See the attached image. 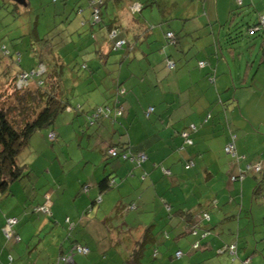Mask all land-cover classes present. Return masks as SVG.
<instances>
[{
  "label": "crops",
  "instance_id": "crops-1",
  "mask_svg": "<svg viewBox=\"0 0 264 264\" xmlns=\"http://www.w3.org/2000/svg\"><path fill=\"white\" fill-rule=\"evenodd\" d=\"M91 1L92 0H90V3ZM136 1L143 3L141 12L138 13L132 12L131 10L132 4ZM257 2V0H243V6H246L247 10H250V8L256 9ZM235 7H237L235 0H105L102 14L103 19L100 24H93L90 21V11L85 17L80 16L81 20L75 27L77 32L76 35L78 34L77 37L74 36V40L70 39L72 42L68 45L65 44V47L63 44L61 49L56 51V60L68 66L65 67L64 72L67 80L65 87L67 89V95H69V97L72 95L70 97L72 102L75 98L77 101L81 100L80 98L83 96H85L84 100H86V103L90 105L98 104L96 102L100 100H103L100 104L106 100L109 101L113 95V89L117 82L126 90L123 97L125 108L124 118H121L119 122L113 124L105 120V123L111 125L112 128V138L107 140V146L124 142L129 143V149L131 151L140 150L146 153V159L142 162L140 169L133 170L134 168L131 164L125 162L127 166H122L118 171L116 168L117 175H113L114 178L115 176H125L126 179H129L127 184H117L116 187H120V191L118 190L117 194L119 195L123 192V196L119 197L120 199L124 198L125 200L126 197L130 199V202L135 203L136 206L134 209L127 210L134 211L137 207H141L137 212L138 216L136 215L137 220H140L141 223L136 227L133 233L128 235V243L125 247L120 246L118 250L116 249L114 251L111 249L104 250V248L100 250L98 247L99 244L96 246V249H94L93 245L87 242L84 235L82 236V234L73 229L75 226L73 223V227L69 229L67 234L52 238L51 243L46 242L43 254L36 255L35 257L34 249L26 253V249L22 248L21 251H23V256L21 258L23 259H18V255L13 256L10 253L7 246L4 245V238L0 231V264H30L25 261L28 259L31 260L32 264H53L57 256L68 251L72 245L77 243L88 246L89 253L75 254L74 260L76 264H128L127 260L130 254L138 241H140L144 230L148 227L152 234H154V241L144 250L141 263L151 264L145 261V257L149 253L152 256L153 249L157 248L156 256L152 257L156 258L160 255L161 258L158 260L159 264H169L173 259L179 261L172 262L171 264H185L182 259L184 254L180 258H175L171 255L172 251H170V245L168 246V244H170L169 240L172 238V235L179 232L177 236L178 241L175 242L177 244L179 243V239L187 234L196 238L193 242H199L200 239L202 241L203 239L210 238V234H212L210 230H213L216 225L222 223H227L229 234L227 236L222 235V229L218 234L220 237H214L207 241L205 240V252L215 251L224 243L228 244L235 241L237 242L238 253H240V250L241 252L243 251V248L238 244L241 237L240 226L243 222L244 224H248L249 221L251 222L254 216L252 211L241 203H239V205L227 204L234 199L229 191H227L229 195L227 199H225L226 192L221 194V190L219 191L226 201L224 200L222 206L215 208V211L217 210L215 214L211 215L209 213V221H203L199 224L200 213L202 211L209 212L214 206L213 204L218 203L220 198L218 195H216L215 198H212L211 195H205V191L203 190L198 191V183L202 185L201 182H207L210 179L212 180L215 175H219L218 172L222 174L223 168L228 169L227 166H223L226 163L224 161L225 156H223L222 153L224 152V144H226L232 136L237 139L240 133L241 139L239 144L236 145L238 154L242 151L241 148H247L244 147V144L248 145L253 138L248 121L240 116L242 111L237 109V106L240 100L245 99L249 101L252 95L257 92L254 90L252 92L248 91L250 92L249 95H246V93L238 94L236 91L231 93L230 82H232L233 85V77H231V79L219 78L217 86V78H209L211 66L215 64L216 67L217 60H219L215 49L223 51L220 38H223L222 35L225 27L223 28L222 25L225 24L229 12ZM144 8H148V10L142 12ZM140 14L142 16H140ZM261 14L264 15L263 13ZM154 18H156L158 23L168 26L159 38H162L164 35L166 41L165 34L168 31H172L177 36V44L174 46L179 52L183 53L184 57V60H181L184 62V67L181 66V69L179 68L180 70L178 71H176L175 68L169 70L164 64V58L166 56L175 60L168 47H164V52L161 51L160 54H151L155 52L157 48H159V50L161 48L153 44L155 40H151L153 27L149 28V25L151 24L150 20ZM67 20H69V18H67ZM170 21H174L178 27L170 25ZM96 26L99 35H101L100 42L98 43V34H91V38L95 39L96 43L92 45L84 43V37L87 36L89 32L93 33ZM111 28L117 30L114 39H125L127 44L135 43L132 51L128 50L127 44L123 49L116 52L111 50L112 40L109 38L110 34L108 33V30ZM173 28H176L178 31H174ZM181 35L190 36L189 40L191 42L189 44L182 43L180 41ZM129 46L131 47V44ZM115 53L120 55L113 56L112 54ZM78 55L81 56L83 59L82 62H84L88 68L77 77L73 72V68L71 69L70 67L77 65ZM196 57L199 58L197 61H195ZM204 57H206L209 63L206 62L205 67L201 68L198 66V63L202 61ZM253 65L252 63L246 64V70L243 73L244 77L241 78L240 81L242 85L248 82V76L254 67ZM207 66H209V70L205 71L204 69ZM197 68L201 71L197 70ZM143 72H145V74H143ZM206 74H209L208 77ZM255 74L256 71L253 77ZM85 82L86 84L92 82L88 84L89 88H85L83 85ZM210 83L215 84V87L210 86ZM251 83H253V78ZM242 85L241 87H243ZM87 90H91L92 92H85ZM225 91H228L226 95L223 93ZM216 94L219 95V101L216 99ZM235 98L239 101H236ZM221 101L225 103L223 105L226 109L230 106V108L227 109L229 112H226V114H224V112L223 114H218L216 117L217 119L212 120L214 117L212 109L214 108V110H216L219 108L220 105L218 104H220ZM149 106L154 107L152 117V113L148 116L145 114ZM222 108L225 109L224 107ZM142 111H144V115L141 113ZM64 112L69 114L68 119H70L71 122L67 123L68 126L59 127L55 124L50 128V130L52 129L56 133V139L61 137L63 139L68 138L72 140L70 139L71 137L67 135L72 133L74 134L72 138L76 139L77 146L81 147L83 142H86V145L89 146L91 143V135L84 133L81 128L74 123V120L77 118L73 117V112L64 110L59 113L57 118ZM225 125H227V130ZM98 127L101 126H96V128ZM107 128H109V126H107ZM48 130L49 129H47V131ZM41 131L42 134L46 132L45 129ZM96 131L94 130L95 136L97 135ZM183 132L187 133V137L191 140V143L185 141L182 135ZM116 133H118L119 137L114 139ZM37 134H32L27 147L31 148L30 145ZM219 137H222L224 144L220 143V150L214 152L213 144ZM39 144H42V142L40 141ZM36 148L31 149L36 150ZM49 149L52 148L49 147ZM92 149L98 152L96 144ZM101 157L102 159L104 158L103 156ZM189 159H192L194 166L185 169L183 166ZM78 160H89V158L86 159L82 154L81 158ZM176 162L181 164V170L188 172L185 176L191 177L194 180L192 184L189 183V180L186 187L183 188L181 184L178 185L175 183L172 176L174 175L173 170L175 169ZM198 164L200 170L203 172V176L200 170L196 169ZM32 166L36 167V169L38 168V170H40V168H45L44 175L49 176L45 177L41 172V177H43L45 182L50 181V179L53 180L54 183L57 182L55 187L48 183L49 187L52 186L50 187L52 189L50 190L49 187H47L45 190H50V202L48 204L50 213L49 218L55 224H60L63 228H65V221L67 222L79 217L80 211L87 208V206V210L89 212L92 211V205L95 202H103L102 194L109 191L107 190L103 193L99 191L97 182L100 180H98L100 174L98 172V174L92 176L90 180L92 184L85 193L88 194L94 184L98 188L99 194L97 196L93 195L95 196L93 199L92 196L90 197V194L89 196H81L76 205L73 204L75 206H72L69 202V197L71 195L67 197L65 193V184L66 188L73 193L80 182L78 181L79 175L73 176L72 179L65 175L59 178L56 175H52V173L56 174L55 165H48L47 163L44 167L39 165ZM46 166H48V168H46ZM114 166L117 167L115 163ZM57 167L59 171L62 172L60 164H57ZM162 167L171 171V175L169 176L171 177L170 180L167 181L162 178V176L165 175L162 171ZM102 173L104 175L112 174L113 169L110 173H107L104 167ZM138 175H141V177L139 178ZM33 178L32 176L28 178V184ZM175 178L178 179L179 177ZM74 180L76 182H74ZM140 180L147 183L149 188L146 191L142 190L140 192L141 195L137 197L135 190L141 186ZM129 181L132 183L138 181V184L132 185ZM83 183L85 182L82 181L81 186ZM81 186L77 193L78 196L84 193ZM19 187L20 185L18 184L16 188L11 187L10 193L16 197L17 206L20 207L25 200V191L21 189L18 194ZM167 191L170 192L168 196L165 195ZM147 192L150 193V196L144 197ZM257 192H261V190H255L256 194ZM98 196L101 197L100 200L97 199ZM233 196L236 199L239 195L233 194ZM158 197H160V200ZM90 200L92 201L90 202ZM28 202L30 201L28 200ZM74 202H76V200ZM258 207L263 215L264 205L260 204ZM187 211L193 214L192 218L186 215ZM14 212L15 214L13 213L12 216L17 217V212ZM4 216H9V214H0L1 227L4 223ZM243 217L248 218V221H242ZM260 220H264V216L262 219L260 218ZM22 221L23 220H21V222ZM46 222H48L47 219L40 220V225L44 227L46 226ZM189 224L192 226L198 224V230L196 228L195 232H193ZM24 226H27L26 229L30 227L28 224ZM182 227H184V229H182ZM234 227H236L235 234L233 233ZM247 227L250 228V223ZM206 231L208 233H205ZM248 232H250V229H248ZM132 234L135 235L132 236ZM164 234H166V236ZM18 236L19 240H16L14 236H5V238L8 241L13 239L18 243L22 240L19 234ZM47 238L49 239V237ZM115 243L116 242L112 241L110 245L115 247L118 245ZM28 249L29 247L27 246V250ZM176 250H182V248L177 245L175 251ZM256 250L258 249L256 248ZM216 253L221 255L226 253L230 256L227 252ZM165 256L167 260H164ZM258 256L259 259L256 264H264V249H262ZM247 257H250V255ZM206 258H209V256ZM188 262L189 261L186 260V263ZM58 264H62V262Z\"/></svg>",
  "mask_w": 264,
  "mask_h": 264
},
{
  "label": "rangeland",
  "instance_id": "rangeland-1",
  "mask_svg": "<svg viewBox=\"0 0 264 264\" xmlns=\"http://www.w3.org/2000/svg\"><path fill=\"white\" fill-rule=\"evenodd\" d=\"M257 1L256 11L255 9L250 8V11L246 14L245 17L242 18V15L240 14H237L235 16V18H237V26L232 31V36L236 41L230 45L232 48L231 50L227 49V46L225 47L221 42L223 51L215 49L217 57L219 58L216 65L217 71L215 64L214 66H211V69L209 71V78H217L216 86L218 85L219 78L231 79V77H233V85L232 82H230L231 93L236 91L238 94L246 93V95H249V93L253 90L257 92L256 94L252 95L249 101H246L245 99L239 101L237 98H235L236 101H239L237 109H240L242 111L240 116L248 121L251 129L250 132L253 138L248 143V145L244 144V147H247L246 149L241 148L242 151L239 153V155H244V159L238 160L232 157L230 154L224 153V151L222 155L225 156L224 161L226 164L223 166H227L228 169L223 168L222 174L218 172L219 175H215L212 180L210 179L207 182H201L202 185L198 183V191L203 190L205 191V195H211L212 198H215L216 195H218L220 198L219 202L213 204L214 206L211 210H209L208 213H210L211 215L217 212V210L215 211V208L222 206L224 200L229 198V195L227 193V191H229L232 195V198L234 199L227 204L239 205V203H241L242 205H245V207L249 208L252 211L254 218L251 220V222L249 221L250 228L247 227L249 223L244 224L243 222V224H241L240 226L241 237L238 244L243 248V251L241 252L240 250L238 259L234 261L232 260V257L228 256L226 253H223L222 255L217 254L216 250H213L212 252H205V240L207 241L208 239L214 237H220L218 236V234L222 229V235L227 236L229 234L227 223L218 224L213 228V230H210V233H212L210 234L211 237L208 239L202 238V241L200 239V245L197 249L192 248V243L196 238L190 234L182 236L179 239V243H175L176 241H178L177 236L179 233L176 232L169 240L170 244H168V246L170 245L169 249L170 251H172V256H174V251L175 248H177V245L182 248L184 254L182 259L184 260L185 264H239L240 259L246 257L247 254L250 255L249 264H256L259 259L258 255L260 254L262 249H264V220H260V218L262 219L264 214L262 215V212H260V209L258 207V205L260 204L264 205V62L261 60L262 54L260 50L261 43L264 42V38L260 35H247L246 33V22L252 23L254 19H256L258 13L264 14V0ZM89 3L90 0H27V4L22 5L14 2L13 0H0V44H2L6 49L14 54L12 56L2 58V53L0 52V72H2L6 65L11 66L13 71L18 69L19 67L25 70H31V68L34 67L35 56H33L32 52L33 49L36 50L41 46V42L39 44L31 37V35H29L35 23H37L36 26L38 29V35L42 38L46 37L47 44L53 42L54 51H59L63 44L68 45L70 42H72L71 40H74L73 37H77L78 35H76L77 32L75 27L81 20L80 16L85 17L89 14V11L92 15V8H90ZM241 8H245V11H247L246 6H243ZM241 8L237 9V12H240ZM147 10L148 8H144L142 12H146ZM140 16L142 15L140 14ZM67 18H69V20H67ZM150 23L151 24L149 25V28L153 27L151 40H155L153 44L161 47V50L157 48L156 51L151 54H160L161 51L164 52L163 47H168L170 53H172L175 59V70H180L181 66L184 67V62L181 61L184 60L183 53L179 52L174 45L166 43L164 35L162 36V38H159V36L164 33L168 26L158 23L156 18L150 20ZM169 24L174 27H178L174 21H170ZM97 26L93 30V33L89 32V34L84 37V43H89L90 45L96 43V40L91 38V34H98V43L100 42L101 35H99V32L96 29ZM173 29L174 31H178L176 28ZM189 37L190 36L181 35L180 41L182 43L189 44L191 42L189 40ZM221 39L222 38H220V40ZM112 55L119 56L120 54L115 53ZM18 56L21 60L18 62V64H16L14 61ZM206 57H204L203 60L209 63L208 60H206ZM198 59L199 58L196 57L195 61H197ZM82 61L83 59L80 55H78L77 63H81ZM247 63L254 64V67L248 76V82L242 85L240 81L241 78L244 77L243 73L246 70ZM208 67L209 66H207L204 70L208 71ZM70 68L72 69L73 67L71 66ZM197 70L199 69L197 68ZM255 71L256 74L253 77ZM143 74H145V72H143ZM209 74H206V76L208 77ZM252 78L253 83H251ZM83 85L85 86V88H89L86 82ZM241 85L243 87H241ZM210 86L215 87V84L210 83ZM11 90L12 89L10 84H8V82L6 81L5 83L4 81H2L0 83V95H4H1L0 101L5 100V96L7 95V93L9 94L10 92H12ZM85 92L90 93L92 91L87 90ZM227 92L228 91L223 92L224 95H226ZM216 96L217 101H219V95L216 94ZM102 101L100 100L96 103L100 104ZM223 104L225 103L221 101L220 104H218L220 105V109H212L214 113V117L212 118V120L217 119L216 117L218 116V114H223V112L224 114H226V112H229L227 111V109L230 108V106L226 109ZM222 107H224L225 109H223ZM141 113L144 115V111H142ZM68 115L69 114L66 112L62 113L56 119L53 126L55 124L59 127L68 126L67 123L71 122V120L68 119ZM74 116L75 115L73 114V117ZM152 116L153 113L151 114V117ZM122 118H124V116ZM74 121V123H76L79 128L85 130V133L91 135V144L89 146L86 145V142H83L81 144V147L77 146V141L75 138H72V136L74 135L72 133L67 134L71 137L70 139L72 140H69L68 138L63 139L61 137H58L52 142L51 145L50 140H48L46 137V133H48V131L47 129H45L46 132H43V134L41 133L42 131L33 133V135L41 133L37 134L33 138L32 144L30 145L31 148L37 147L36 150L27 147L17 157L18 163L20 164L28 162L29 164L39 165L41 167H44L47 163L48 165H55L56 174L52 173V175H56L59 178L62 177V175H65L66 177L72 179L73 176L79 175L78 181L80 182L73 193H71V190H68L66 188L65 184V193L67 197L68 195H71L69 197V202L72 206L76 205L81 196H89L90 194V197L92 196L93 199L95 197L93 195L97 196L99 194L98 188L93 184L88 194L84 192L78 196L77 193L80 189L82 181H84L86 184L91 185L92 183H90V180L92 176H95L99 172L100 176L98 180L103 177L104 174L102 173V169L104 167L107 173H110L113 169L112 174L117 175L116 168L118 171L122 166L126 165L125 162H121L110 157L106 160H104V158L102 159L101 157L105 156V151L107 149V140L112 138L111 125L105 123L104 120L101 127H98L96 129L94 127L91 128V126L86 125L84 116L82 114L79 115V117ZM107 126H109V128H107ZM225 127L227 130V125H225ZM92 130H97L96 136L92 135ZM118 137L119 135L118 133H116L114 139H117ZM240 139L241 137L239 133V137L237 136V139H235L236 145L239 144ZM40 141L42 142V144H39ZM214 142L215 143L213 144V151L218 152L220 150L219 144H224V141L222 140V137H219L218 140ZM95 144L98 147V152L92 149ZM49 147H51L52 149H49ZM82 154L86 159L89 158V160H78L81 158ZM114 163L117 165V167L114 166ZM57 164H60V166L62 167V172L59 171ZM258 164L260 170L255 171L254 167ZM247 165H249L250 168L247 167ZM131 166L134 168L133 170L140 169L138 167H134L133 165ZM46 168H48V166H46ZM44 169L45 168H40L39 177L37 176V184L35 187H33L32 184H28V178H24L21 181L14 182L12 184L13 188H16L17 184L20 185L19 191L17 192L18 194L20 193L21 189L25 191V200L22 206H17L16 197L13 196L10 191L6 194L0 193V214L3 215L8 213L9 215H13V213L15 214L14 211H16L17 218L19 219L17 225L14 227V230L17 234L20 235L22 239L18 243H16L13 239L9 241L6 240L0 226V231L4 238V245L7 246L13 256L18 255V259L23 256V251H21L22 248L26 249V253H29L32 249H34L36 257V255L38 256L44 253L43 251L45 250L46 242L51 243L52 238H57L59 237V235H65L69 231V223H67L68 221H65V228H63L60 224H55L46 214L32 212L34 203L36 202V198L38 200L41 198L44 190L49 187L48 183L52 184L54 187L55 184H57V182L54 183V181L51 179L50 181L46 180L47 182L44 181L43 177H41V172L43 175L45 174ZM196 169L200 170L199 164L197 165ZM173 172L174 175L172 177L175 180V183L178 185L181 184L183 188L186 187L189 180L190 184H192V182L194 181L191 177L185 176L188 172L181 170V164L179 162H176ZM200 172L203 176V172L201 170ZM44 176L49 177L48 175ZM138 176L139 178L141 177V175ZM232 176H234L235 178L232 179ZM175 177L179 178L176 179ZM162 178L167 181L171 179V177L165 175H163ZM114 179H116V185L109 191L102 194L103 202H95L92 205V211L90 212L87 210V206V208L80 211L79 217L71 220V223L75 224L73 229L82 234V236L84 235L85 239H87V242L91 243L94 249H96V246L98 244L100 250L104 248V250L111 249L114 251L116 249L118 250V247L120 246L125 247V245L128 243V235L133 233L136 230V227L141 223V221L137 220L136 218L137 212L141 207H137L134 211L123 209L125 206L130 204V199H127L126 197L125 200L124 198L120 199L119 197L123 196V192H121L119 195L117 194L120 188L116 187L117 184H127L129 179H126L125 176H115ZM74 182L76 181L74 180ZM129 182L132 185L138 184V181H135L134 183H132L131 181ZM140 182L141 186H139L137 190H135L137 197L141 195L140 192L142 190L146 191L149 188L147 183H144L141 180ZM257 183L259 184V187H261V189H259L261 190V192H257L256 194L255 188L257 186ZM220 190L221 194H223V192H226L225 199L219 193ZM169 193L170 192L167 191L165 195L168 196ZM233 194H238V199H235ZM146 196H150V193H145L144 197ZM97 198L101 199L100 196H98ZM158 199L160 200V197H158ZM28 200L30 202H28ZM75 200L76 202H74ZM91 201L92 200H90V202ZM118 207L120 209H118ZM44 219H47L48 222H46V226L42 227L40 225V220ZM21 220L23 221L21 222ZM244 220L248 221V218L243 217L242 221ZM25 224L30 225V227L26 229L27 226H24ZM231 224L233 225L232 222ZM182 229H184V227H182ZM248 229H250V232H248ZM233 233H236V227H234ZM133 235L135 234H132V236ZM47 237H49V239ZM112 241L116 242L115 244L118 245L115 247L111 246L110 242ZM27 246L29 247L28 250ZM256 248L258 250H256ZM207 256H209V258H206ZM160 258V255H158V257L156 258H153L149 253L146 255L145 261L151 264H159L158 260H160ZM164 260H167L166 256L164 257ZM186 260L189 262L186 263ZM25 261L32 264L30 259ZM177 261L179 260L173 259L172 262Z\"/></svg>",
  "mask_w": 264,
  "mask_h": 264
},
{
  "label": "trees",
  "instance_id": "trees-1",
  "mask_svg": "<svg viewBox=\"0 0 264 264\" xmlns=\"http://www.w3.org/2000/svg\"><path fill=\"white\" fill-rule=\"evenodd\" d=\"M92 1H94L95 3H90V7L92 8V15L90 17L91 18L90 21L93 24H100L103 19L102 14H103V7L105 4V0H100V3L97 2V0H92ZM135 3H138L140 5V10L133 11L131 9L132 12H135V13L141 12L143 3L140 1H136L133 4ZM235 3L237 7L233 8L229 12V16L225 24L222 25V27L223 28L225 27V29L223 32L224 35H222L223 38L221 39V42H222V45H224L225 47L227 46L226 48L229 50L232 49L230 45L236 41L234 40L232 36L233 35L232 31L237 26V22H236L237 18H235V16L237 14H240L242 15V18H243L250 11V10L245 11V8H241L243 7V0H242V4L240 5L237 3L236 0H235ZM93 7H99V20L98 21H93L92 19ZM239 8H241V10L240 12H237V9ZM263 17L264 15H262L261 13H258L256 19H254L252 23L246 22L247 35L256 34L264 38V29L263 27H261V19ZM36 25L37 23L34 24V27L32 28V31L29 34L39 44L41 42L40 44L41 46L38 47L36 50L33 49V52H32L33 56H35L34 57L35 58L34 67L31 68V70H25L19 67L18 69L13 71L11 66L6 65V67L2 70V72H0V83L2 81H4L5 83L6 81L8 82V84H10L11 89H12L11 90L12 92H10L9 94L7 93V95L5 96L6 99L3 101H0V193H3V194H6L7 192L11 190L12 184L14 182L16 181L19 182L22 179H24V177L25 178H29L30 176L34 177L32 180H30L29 184H32L33 187L36 186L37 176L39 177L38 168L36 169V167H33L32 165H29L28 163H22V164L18 163L17 157L28 146L32 134L35 133L36 131H41L43 129H49L47 133V139L50 140L52 144L53 140L56 139V133L54 132V130L52 129L50 130V128L53 127V124L55 120L57 119V116L59 115V113L63 112L64 110H68L74 113L75 118H78L79 115L82 114L84 116L86 125L91 126V128L94 127L95 129H96V126H101L104 120L109 121L112 124L115 122H119L120 119L125 114L123 97L125 95L126 90L124 89V92L122 94H119L118 93L119 90L123 87L120 84H118V82L114 86L113 95L109 101L106 100L102 104L90 105L86 103V100H84L85 96H83L82 98H80L81 100L77 101L75 98L74 101L72 102V99L70 98L72 95L70 97L69 95H67V89L65 87V83L67 82V80H66V76L64 72H65V67L67 64H64L63 62H60V63L57 62L56 60L57 52L53 50V42H51L50 44L49 43L47 44V41H46L47 38L46 37L42 38L38 35V29ZM108 33L110 34L109 38L112 40V43H111L112 51L116 52L125 47V45L127 44V41L125 39H114L117 34V30L115 28L109 29ZM173 36H174L173 41H170L166 38V35H165V38L167 39L166 43L176 45L177 36L174 33H173ZM119 41H122V45L120 47H116L115 44ZM130 44H131V47L129 46ZM127 45H128L127 46L128 50L132 51L133 45H135V43H129ZM260 50L262 54L261 60L264 62V42L261 43ZM163 51H164V47H163ZM0 52L2 53L1 54L2 58L14 55L8 49H6L2 44H0ZM20 60L21 59L18 56L14 62L18 64ZM167 61L174 62V68H175V61L173 59H171L169 56H166L164 58V64L166 67H167L166 65ZM41 65L43 66V71L38 72L37 70H39L38 68ZM205 65L203 67H205ZM74 66H73V72L77 75V77L80 76V74H82V72L85 71L86 68H88V66L84 64V62L77 63V65H74ZM168 69L172 70L173 68L172 69L168 68ZM23 73L27 74V83L21 86L20 88H17L16 79L18 78L20 74H23ZM92 82H88V84L89 83L91 84ZM1 95H4V94H1ZM120 107H122L121 113L119 112ZM149 107H152L154 110L153 106H149ZM148 108L145 111V114L147 116L150 115L153 111L152 110L151 112L148 113ZM81 130L85 133L84 129L81 128ZM51 133L53 134V138L49 137ZM92 134L93 135L95 134L94 130H92ZM129 146H130L129 143H124V142L120 144L118 143L117 145L110 144L109 146L106 147L107 149L105 151L104 160L110 157L112 159L130 163L134 167L140 168L142 166V163L136 164L134 162H130L127 159H123L118 154L113 156L109 153V149L111 148H115V150L118 152H121L124 150L130 153H137V152L145 153V151H140V150L131 151L129 149ZM235 147H236V144H235ZM236 152H237V149H236ZM237 158L238 160L244 159L245 156L244 155L240 156L237 152ZM189 160H192V159H189ZM185 164L183 166L184 168H185ZM165 175L170 176L171 171H170V174H165ZM97 185H98L99 191L103 193L113 188L116 185V180L114 179L113 174H106L99 180V182H97ZM50 187L49 189L51 190L52 188ZM89 187H90L89 184L83 183L81 186V189L83 192H86L88 191ZM255 189L256 191H259V189H261L258 183ZM50 190L49 191L44 190L40 198L42 200L39 199L40 200L39 201L36 198V202L34 203L32 212L44 213L47 216L50 215L49 205L47 206V204H49L50 202L49 200ZM132 204L134 205V208H135L136 206L135 203L130 202V204L125 206L123 209H129L128 207ZM44 206H47L48 208L47 212H44L42 210V207ZM118 209L120 208L118 207ZM204 213L208 215V219L203 216ZM186 215H189L192 218L193 214L187 211ZM11 217H14L17 219L16 223L12 226V229L14 231V235L18 236V234L14 230V227L16 226L18 222V218L16 216H12V215L6 216L4 219V223L1 227V230L5 226L7 219ZM209 219H210L209 213L207 211H202L199 215V224L200 222H203V221H209ZM67 223H69V229H71V227H73V223H71V220H69ZM187 223H190V222H187ZM189 226H191V229L193 231L196 228L198 230L199 225L195 224L194 226H192L189 224ZM205 233H208V232L206 231ZM164 235L166 236V234ZM153 241H154V234H152L150 228L148 227L144 230V233L141 236L140 241H138V243L135 245L134 250L132 251V253L129 256V259L127 260V263L128 264H142L141 258L143 256L144 250L147 248L148 245L153 243ZM199 245H200L199 242H193L192 248L197 249L199 248ZM230 245L236 246V254L232 255L227 250H224L223 252H227L230 255V257H232V260L234 261L238 259V254H239L236 241L232 243H228V244L224 243L222 246H220L216 250V252L222 253V252H219V250L225 246L228 247ZM180 251H181V256L176 257L174 253L175 258L182 257L183 251L182 250ZM156 254H157V248L153 249L152 256H156ZM247 256L244 257L243 259H240L239 264H249L250 257H247ZM57 261L58 259L56 258L53 264H58L59 262L61 263V261H58V262ZM62 264L64 263L62 262Z\"/></svg>",
  "mask_w": 264,
  "mask_h": 264
},
{
  "label": "built area",
  "instance_id": "built-area-1",
  "mask_svg": "<svg viewBox=\"0 0 264 264\" xmlns=\"http://www.w3.org/2000/svg\"><path fill=\"white\" fill-rule=\"evenodd\" d=\"M237 3L240 5L242 4V0H236ZM97 2L100 3V0H97ZM91 3H95L94 1H91ZM131 9L133 11H139L140 10V5L138 3H135L132 5ZM93 21H98L99 20V7H93V17H92ZM261 27H263L264 29V17L261 19ZM166 38L170 41H173L174 39V36H173V33L171 31H168L166 32ZM122 45V41H119L115 44L116 47H120ZM206 62L204 61H199L198 65L199 67H203L205 65ZM166 65L168 68L172 69L174 68V62L172 61H167L166 62ZM39 70H37L38 72H42L43 71V66H39L38 68ZM27 83V74L26 73H23V74H20L18 76V78L16 79V87L17 88H20L21 86L25 85ZM124 92V88H121L119 90V94H122ZM122 107H120V110L119 112L121 113L122 112ZM153 110L152 107H149L148 108V113L151 112ZM183 137L185 138V141L187 143H191V140L187 137V133L186 132H183L182 133ZM50 138H53V134L51 133ZM224 151L227 153V154H230L232 157L237 158V152H236V147H235V137L232 136L231 139L226 143V145L224 146ZM109 153L111 155H120L123 159H127L129 160L130 162H134L136 164H140L142 163L145 159H146V154L144 152H137V153H130L128 151H121V152H118L115 150V148H111L109 149ZM194 165V162L192 160H188L185 164V168H190ZM247 167H249L247 165ZM250 168V167H249ZM259 164L256 165L254 167L255 171H258L259 170ZM162 171L164 174H170V170L167 169V168H164L162 167ZM232 179L235 178L234 176L231 177ZM86 188V187H85ZM48 206V204H47ZM47 206H44L42 207V210L44 212H47L48 211V208ZM129 209H132L134 208V205H130L128 207ZM203 216L205 218L208 219V215L206 213L203 214ZM17 219L14 218V217H11L9 219H7V222L5 224V226L2 228L4 234L6 237H11V236H14V238L16 240H19V236H16L14 235V231L12 229V226L16 223ZM193 232H195V230H193ZM196 246V244H195ZM224 250H227L230 254L234 255L236 254V246L235 245H230L228 247H223L222 249L219 250V252H223ZM89 253V247L86 246V245H82V244H74L72 245L68 251L66 252H63L61 253L57 259L58 261H61L63 262L64 264H76L75 261H74V255L75 254H88ZM175 256L176 257H179L181 256V251L180 250H177L175 252ZM57 261V262H58ZM247 262V261H245Z\"/></svg>",
  "mask_w": 264,
  "mask_h": 264
},
{
  "label": "water",
  "instance_id": "water-1",
  "mask_svg": "<svg viewBox=\"0 0 264 264\" xmlns=\"http://www.w3.org/2000/svg\"><path fill=\"white\" fill-rule=\"evenodd\" d=\"M14 2L18 3V4H22V5H26V0H13Z\"/></svg>",
  "mask_w": 264,
  "mask_h": 264
},
{
  "label": "clouds",
  "instance_id": "clouds-1",
  "mask_svg": "<svg viewBox=\"0 0 264 264\" xmlns=\"http://www.w3.org/2000/svg\"><path fill=\"white\" fill-rule=\"evenodd\" d=\"M75 261V260H74Z\"/></svg>",
  "mask_w": 264,
  "mask_h": 264
}]
</instances>
